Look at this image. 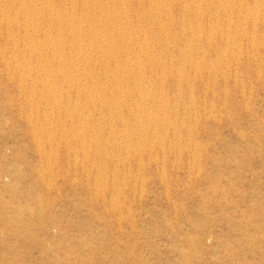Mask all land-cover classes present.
<instances>
[{"label":"rangeland","instance_id":"1","mask_svg":"<svg viewBox=\"0 0 264 264\" xmlns=\"http://www.w3.org/2000/svg\"><path fill=\"white\" fill-rule=\"evenodd\" d=\"M228 1L233 8L220 13L203 2L199 24L193 13L184 20L181 0L171 1L173 24L166 27L176 45L166 52L165 40L155 39L139 53L147 56L145 75L162 79L144 80L141 89L162 99L139 100L145 111L136 118L137 131H129L135 120L129 109L127 129L121 122L104 125L88 157L80 146L68 151L64 142L41 135L13 73L8 32L17 27L0 22V264H264V0ZM21 2L8 12H19ZM52 5L59 8L57 0ZM148 5L130 0L126 25L148 20ZM183 21L202 32L194 48ZM212 28L218 34L208 42ZM141 29L140 41L158 31ZM165 66L173 68L170 75ZM180 67L186 79L176 73ZM156 117L161 124H154ZM105 144L103 153L92 152Z\"/></svg>","mask_w":264,"mask_h":264},{"label":"bare ground","instance_id":"2","mask_svg":"<svg viewBox=\"0 0 264 264\" xmlns=\"http://www.w3.org/2000/svg\"><path fill=\"white\" fill-rule=\"evenodd\" d=\"M52 1L55 0H29V2L27 3L25 2V0H22L21 2L22 5H20L22 7L21 10L15 14H12L9 13L7 9L10 7H14L16 5L15 4L16 0H4V1L0 0V12H1L0 22L2 21V23L5 22L6 24L8 23L9 25L17 27V31H18L17 33L13 30L8 32V39L9 40L11 39L12 42H14L12 54L13 57H16L14 62L15 65L13 67V73L18 76L17 80H18V87L20 92L23 91L25 92L22 98L26 99L27 103L29 102L30 105L32 106V112L30 114L32 119H34L35 116L37 122L40 121V124L42 125L41 128L39 129L41 131V135L47 132L46 134L48 135L50 134V139H53L52 140L53 142L56 141L58 146L60 145V143L64 142L65 143L64 145L67 147L68 151H71L73 148L76 147V145L80 146V150L81 148L85 149L83 151L84 157H88L89 155L88 150L94 144L98 143L97 141L98 133H100L103 130L104 125L109 124V126L112 127L115 122H119V123L121 122L122 123L121 127L124 126L127 129L128 128L126 123L127 121L123 116V112L125 109H129L128 113H130V115L135 120L133 122L134 124L130 126V130L129 129L128 130L132 132L137 131V128L140 123L139 124L137 123L138 120L136 118L137 117L139 118V115L145 111V109L139 106V100L143 102H150V101L155 102L156 100H160V98L162 99V97L161 96L158 97L155 94L156 92L154 93V91L152 93L148 90H144L145 87L144 88L142 87L143 89H141L140 83L142 81L144 82V80L148 81L149 83H156L158 79H160L162 82V79L158 74L155 76L145 75L146 70L144 64H145V60L147 59V56L146 59H144L142 55H140L139 53L141 51L144 52L145 48L148 49L152 41L155 39L165 40L164 50L166 52H168L172 47L176 45L177 36L176 37L173 36L174 38H172L171 31L166 27L167 25H170L171 27V25L173 24L172 19L170 18V14L172 13V2H171L172 0H147V4H150V7L148 5L149 8L147 9L150 15L148 16L147 14L148 20L146 21H141L139 23L140 19L138 21L136 20L137 22L136 28H131L130 25L129 28L126 25L127 22L132 20L128 9V3L130 2V0H57L59 3V8L57 7L55 8L54 5H52ZM203 2H208L211 4V6L213 4V6H215L216 8L215 10L216 13L217 12L220 13L221 9L226 10L229 8L230 9L233 8V5L228 0H181V4L183 5L185 12L183 14L184 20L186 19L187 15L189 16L191 13H193V15L196 14L197 16V21L195 23L197 24L201 23V19L203 18L205 12L204 11L205 8L203 9V5H202ZM257 7L258 6L256 4V9ZM230 9L228 11H230ZM20 18L24 20L21 21ZM209 19L210 18H208V20ZM203 21L205 23V20ZM189 24H190L189 22L187 23L183 21L181 28L182 31H188L187 40H190V44L188 47L194 48L198 44H200L203 36L201 34L202 32L200 33L201 30L197 28L194 29L193 26L194 23L193 25L191 24L189 25ZM146 26L153 28L154 26L158 27V31L155 32V35L152 36L153 38H151L150 36H144V39L140 41L139 31L142 30L141 28ZM219 26L221 27V25ZM21 29L24 31L25 34L22 35V40L20 44L19 40L21 39V34H20ZM212 29L206 35V40L208 42H211V40L214 37H216V35L218 34L216 28L213 30ZM232 35L233 38H235L234 34ZM129 44H133V45L131 46ZM178 49H180V47ZM188 55L187 54L185 56L183 55L185 61L189 57ZM121 57H125L124 62H120L118 60ZM112 58H116V61L115 63L113 61L114 64L111 66V64L109 63L110 60H112ZM158 59L159 57L155 60ZM158 65L159 62L156 61L153 62V64H151V69L158 67ZM170 65H172V63H170ZM164 70H166L164 73L168 72L169 74V70L172 72L173 68L165 66ZM183 70L184 69H182L181 67L178 68L177 71L175 70L176 73L179 72L180 78L185 77V72ZM131 73L132 75L129 76V74ZM164 73L161 74L162 78L165 76ZM106 86H111L110 88H112V90L111 91L107 90ZM125 86L126 87L131 86V88L128 90L126 89ZM73 95H75L76 97L73 98ZM158 102L160 103V101H157V104ZM41 104H43L42 107ZM164 110L166 109L164 108ZM164 117L165 114L164 116H162V118ZM161 121L163 120L161 119ZM153 122L155 125L161 124V122H159L157 117L153 120ZM151 123L152 122L150 121L149 124L151 125ZM146 124H145V128H148V126L146 127ZM141 125L144 126V124L142 123ZM153 128L151 132L153 131ZM32 129H35L33 124H32ZM115 143H117V141ZM124 143L125 142L121 141L118 142V144H116L115 146L119 147L122 146ZM106 145L107 144L97 145L95 147V150L93 149L92 152H96L97 154L103 153L104 148H106ZM55 147H56V143H55ZM124 147L126 149V146ZM178 149L179 148H177V151ZM116 153L117 152L115 151V154ZM57 156L60 155L58 154ZM146 159L148 160V158ZM87 162L89 163V161ZM41 168L44 169V167ZM97 171L99 173V178L102 179L103 173L105 172L103 173L100 172V168H97ZM89 172L91 173V170H89ZM256 175L258 176V174ZM47 180H49V178ZM121 181H123V179ZM111 190H113L112 187ZM122 194H123V190H122Z\"/></svg>","mask_w":264,"mask_h":264}]
</instances>
